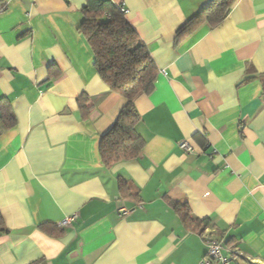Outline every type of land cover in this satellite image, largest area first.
I'll list each match as a JSON object with an SVG mask.
<instances>
[{
  "label": "crops",
  "instance_id": "crops-1",
  "mask_svg": "<svg viewBox=\"0 0 264 264\" xmlns=\"http://www.w3.org/2000/svg\"><path fill=\"white\" fill-rule=\"evenodd\" d=\"M111 1L157 76L134 100L141 155L107 169L100 141L126 101L78 32L85 0H0V101L16 121L0 136V264H200L204 240L174 204L242 254L230 264H264V0H235L179 45L209 0ZM122 207L134 211L121 217Z\"/></svg>",
  "mask_w": 264,
  "mask_h": 264
},
{
  "label": "trees",
  "instance_id": "trees-1",
  "mask_svg": "<svg viewBox=\"0 0 264 264\" xmlns=\"http://www.w3.org/2000/svg\"><path fill=\"white\" fill-rule=\"evenodd\" d=\"M234 2L209 0L201 11L178 29L175 44H181L203 26L215 28L225 19ZM81 13L83 21L78 32L91 52L93 67L108 90L126 101L99 145L103 166L111 169L136 160L142 153L144 141L136 132L141 117L134 100L141 95L149 96L154 91L157 69L146 45L111 0H85ZM88 101L89 98L84 95L78 99L84 115L90 111ZM15 122L9 102L0 101V136L11 129ZM118 184L124 198L138 199L129 182L119 179ZM174 207L187 230L201 236L208 229V221L193 218L186 204H174ZM41 229L51 236L59 234L55 227L53 233L46 226Z\"/></svg>",
  "mask_w": 264,
  "mask_h": 264
},
{
  "label": "built area",
  "instance_id": "built-area-1",
  "mask_svg": "<svg viewBox=\"0 0 264 264\" xmlns=\"http://www.w3.org/2000/svg\"><path fill=\"white\" fill-rule=\"evenodd\" d=\"M34 1V0H32ZM120 11L125 14V9L123 6H119ZM179 148L184 152H190L191 147L187 142H181ZM134 209H126L124 207L118 210V214L121 217H127L133 213ZM75 216L65 219L60 223V228H65L71 225L75 220ZM206 246V253L201 260L200 264H230L241 259L243 256L237 249H226L225 243L222 240H215L210 237L207 230L201 235ZM223 252L227 253V257L223 256ZM249 261L248 259H246Z\"/></svg>",
  "mask_w": 264,
  "mask_h": 264
}]
</instances>
